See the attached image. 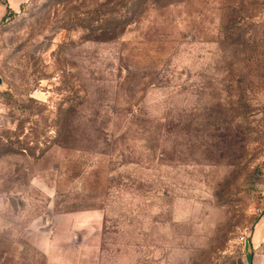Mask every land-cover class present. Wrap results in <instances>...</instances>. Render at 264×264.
Returning <instances> with one entry per match:
<instances>
[{
  "label": "rangeland",
  "instance_id": "1",
  "mask_svg": "<svg viewBox=\"0 0 264 264\" xmlns=\"http://www.w3.org/2000/svg\"><path fill=\"white\" fill-rule=\"evenodd\" d=\"M21 1L0 264H264V0Z\"/></svg>",
  "mask_w": 264,
  "mask_h": 264
},
{
  "label": "crops",
  "instance_id": "2",
  "mask_svg": "<svg viewBox=\"0 0 264 264\" xmlns=\"http://www.w3.org/2000/svg\"><path fill=\"white\" fill-rule=\"evenodd\" d=\"M23 1L7 0L5 3H0V19L6 16L8 11L17 12Z\"/></svg>",
  "mask_w": 264,
  "mask_h": 264
},
{
  "label": "water",
  "instance_id": "3",
  "mask_svg": "<svg viewBox=\"0 0 264 264\" xmlns=\"http://www.w3.org/2000/svg\"><path fill=\"white\" fill-rule=\"evenodd\" d=\"M2 85V81H1V79H0V86Z\"/></svg>",
  "mask_w": 264,
  "mask_h": 264
}]
</instances>
